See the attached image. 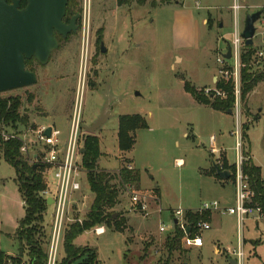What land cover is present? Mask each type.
Here are the masks:
<instances>
[{
    "label": "rangeland",
    "instance_id": "obj_1",
    "mask_svg": "<svg viewBox=\"0 0 264 264\" xmlns=\"http://www.w3.org/2000/svg\"><path fill=\"white\" fill-rule=\"evenodd\" d=\"M234 1L241 7L237 25L240 34L246 16L260 12L250 45L252 55L242 63V55L247 53L242 40L237 65L232 58L217 62L231 46ZM78 2V34L59 39L46 64L33 63L35 84L0 95L21 96L33 128L54 126L60 132L61 144L66 140L73 109L79 110L82 128L107 116L92 133L99 140L98 170L116 172L127 165L133 168L132 162L140 175L136 191L147 199L145 210H135L130 205V193L120 191L122 203L114 210L123 214L130 230L122 234L106 228L104 235L85 234L97 247L103 264H165L166 237L172 236L174 227L180 229L179 223L173 222L177 209L184 210L182 222L191 226L187 214L206 216L198 220L209 222L210 229L201 233V248L185 247L180 241L183 253L174 252L168 264H227L222 254L236 249V218L221 210L200 208L212 202L220 209L234 205L233 174L228 182L215 174L216 168L234 173L233 167H223L225 162L234 166L236 131L243 161L248 154L264 174V79L244 94L241 89L243 82L247 83L241 74L254 76L264 71V0H184L182 9L186 13L175 26L172 7H154L159 0H130L120 6L117 0H90L89 15L83 12V0ZM84 20L89 22L86 54L82 45L87 38L82 30ZM179 37L184 38L182 42ZM101 44L105 52H101ZM187 84L199 97L214 103L227 100L226 91L220 87L229 89L231 106L219 111L202 105L191 96ZM28 95L32 96L30 104L25 101ZM125 114L141 115L148 127L136 130L132 149L121 152L116 138L118 116ZM18 130L27 138L34 136L29 127ZM210 138L215 139L216 153L209 149ZM39 148L31 144L29 156ZM14 178V169L0 157L2 211L4 207L0 250L4 252L15 251L16 240L8 234L15 231L16 220L24 216ZM80 178L82 189L72 196L66 226L82 220L92 202L85 174ZM49 182L53 183L51 177ZM155 187L160 192L158 199L152 193ZM51 220L49 205L43 222L47 237ZM160 226L164 232L159 231ZM194 234L191 232V236ZM241 238L242 264H264V219L247 217L241 226ZM62 246L61 242L55 264H61L64 258Z\"/></svg>",
    "mask_w": 264,
    "mask_h": 264
},
{
    "label": "trees",
    "instance_id": "obj_2",
    "mask_svg": "<svg viewBox=\"0 0 264 264\" xmlns=\"http://www.w3.org/2000/svg\"><path fill=\"white\" fill-rule=\"evenodd\" d=\"M130 0H117V4L123 5ZM181 0H161L162 3L180 2ZM9 3L10 0H7ZM26 5V0H20V8ZM80 13L78 0H68L66 4L65 16L63 22H68L72 16ZM70 35V34H69ZM58 41L63 37L55 33ZM247 53L242 55V63L247 61L252 55L250 46H246ZM39 64L34 58L25 59V68L34 72L33 63ZM40 65V64H39ZM35 73V72H34ZM241 78L247 81L243 82V94L252 89L258 81L264 79V71L258 75L245 76ZM221 86V85H219ZM191 96L200 104L212 109L219 110L229 107L232 103L230 90L221 88L226 91L227 100L225 102H210L198 96L197 92L189 84L186 85ZM27 103L32 102V96L25 98ZM28 114L24 107V99L19 95H0V130L3 128L17 131L18 129L30 127ZM147 122L139 114H125L118 116L117 127V146L121 152H127L132 149L134 144L133 133L138 129L147 128ZM17 133H20L18 130ZM245 137V136H244ZM20 142L15 139L3 140L0 137V157L10 165L15 172L14 181L18 193L23 202L24 216L18 222V227L14 234L17 242V253L15 256H8L0 250V264H47L48 258V237L43 227L44 214L47 211L45 199L41 192L45 189V179L43 176L44 165L30 164L20 153ZM83 153L81 154V165L86 171V182L89 190L93 195L89 210L81 222L74 221L65 226L62 237V247L64 258L61 264H100L97 260L95 249L76 246L74 240L83 232L96 226L104 227L122 233L125 230V218L120 211L114 210L120 203V191L123 192L124 186L129 184L138 190L140 175L136 169H128L126 166L120 167L116 172H105L98 170V160L100 158L99 140L93 134H87L82 143ZM242 163V172L247 177L250 190L253 193L251 203L260 208L264 219V174H261V168L254 165L248 154ZM234 166L225 162L223 169H230ZM232 174L228 180L232 179ZM210 175V174H209ZM216 176V174H215ZM219 178L218 176H216ZM152 193L159 198V189L155 187ZM115 214V217H113ZM206 216H195L187 214L188 223L195 224L198 219ZM183 233L177 227H174L172 236H167L165 248L168 251L165 264H168L172 254L181 251V237ZM128 242V240H127ZM26 259V260H24Z\"/></svg>",
    "mask_w": 264,
    "mask_h": 264
},
{
    "label": "built area",
    "instance_id": "obj_3",
    "mask_svg": "<svg viewBox=\"0 0 264 264\" xmlns=\"http://www.w3.org/2000/svg\"><path fill=\"white\" fill-rule=\"evenodd\" d=\"M241 9L240 5L235 1L232 5V10L236 13ZM83 12L84 14L90 13V0H83ZM264 21V19H263ZM88 27L89 22L83 21V35H87V38L83 40V52H87L88 43ZM241 34L237 30V24L233 29V38L231 41V57L235 65H237V60L239 58V45L242 42ZM225 59L223 55L217 58V62L222 63ZM81 117L79 110L73 109L70 116L69 128L67 132V138L63 145L60 143L59 135L60 132L52 126H39L38 128H33V125L29 127V131L33 132L34 136L32 138H27L25 133H15L11 130L3 128L0 130V137L3 140L15 139L20 142V153L25 157V159L30 164H42L44 165L43 176L45 179V189L41 192V196L46 200L50 198L52 207V220L50 226V235L48 240V258L47 264H55L57 250L62 242L63 231L66 226L67 216L69 215V210L71 206V199L73 194L79 192L81 188L80 175L86 174L85 169L81 165V148L83 139L82 136H86L87 132L81 127ZM50 127V134L47 136L45 130ZM235 135V161H234V205L227 209H220L216 202L210 204H203L200 208L202 211L210 210H221L227 214L233 215L236 218L237 223V244L236 249H233L229 254H231V260L235 264H242L244 259V253L242 250V238H241V226L243 221L249 217H255L257 219L263 218L260 208L252 205L251 198L253 196L250 190L247 177L242 172L243 156L241 153V141L238 131L234 133ZM215 139L210 138V151L216 153L218 151ZM31 144H37L40 148L35 152L34 156H29V148ZM131 169L130 166H126ZM49 177L52 178V184L49 182ZM132 186L129 184L124 186V192L130 193V205L135 210H145L146 203L144 202L147 197L139 194V191L130 190ZM156 197V196H155ZM157 198V197H156ZM158 199V198H157ZM182 209H177L173 211V220H177L179 223L180 230L183 233L181 237V243L185 247L200 248L202 244L201 233L204 230L210 229V224L207 221L198 220L195 224L187 225L182 222ZM78 222L81 220L77 219ZM176 223V224H177ZM175 225V224H174ZM189 231L187 232V229ZM92 232L99 235L104 232L101 227L92 228ZM160 232H164L162 226L159 227ZM195 232L194 236H191V232ZM228 264H232L229 262Z\"/></svg>",
    "mask_w": 264,
    "mask_h": 264
},
{
    "label": "water",
    "instance_id": "obj_4",
    "mask_svg": "<svg viewBox=\"0 0 264 264\" xmlns=\"http://www.w3.org/2000/svg\"><path fill=\"white\" fill-rule=\"evenodd\" d=\"M68 0H26V5L20 8V0H0V93L31 86L36 83V74L25 68V59L34 58L40 65L48 62L50 54L59 44L55 33L65 38L77 29L73 16L68 24L63 22ZM260 18V12L248 14L244 21L241 38L244 45L253 44L255 22ZM101 52H105L100 45ZM231 57V48L227 46L223 58ZM230 110H228V113ZM105 115L99 117L89 126L84 127L88 134L95 132L106 120ZM50 127L45 130L49 136ZM83 153V148H81ZM229 172L216 168V176L226 180ZM51 204L50 198L45 200ZM115 217V214H113ZM174 224L177 220H173ZM189 228L187 229V232ZM232 264H235L231 260Z\"/></svg>",
    "mask_w": 264,
    "mask_h": 264
},
{
    "label": "crops",
    "instance_id": "obj_5",
    "mask_svg": "<svg viewBox=\"0 0 264 264\" xmlns=\"http://www.w3.org/2000/svg\"><path fill=\"white\" fill-rule=\"evenodd\" d=\"M199 2L198 1H196L195 2V5H196V7L197 8H199L198 6H199V4H198ZM183 5H184V0H181L180 2H169V3H162L161 2V0H159V2H158V4H156L154 7H159V6H169V7H172V12L174 13V19H173V24H174V26H175V24H180L181 23V20H182V18L184 17V13H186L185 11H184V9H182L183 8ZM153 7V8H154ZM240 10V9H239ZM238 10V11H239ZM238 11L235 13L234 11H233V14H232V19H233V22H236L237 23V25H238ZM177 15H178V18H177ZM185 15H187V16H190V18H189V20H190V22H191V20H192V17H191V14H185ZM185 22V21H184ZM203 23H205L206 25H207V19H204L203 18V21H202ZM221 26H222V22H221ZM254 26H255V24H254ZM256 28V27H255ZM180 38V41L182 42L183 40L182 39H184L183 37H179ZM183 44V45H182ZM182 44H180L181 46H184V45H186L185 43H182ZM33 125V124H32ZM52 127H54V126H52ZM55 128V127H54ZM67 138V137H66ZM60 143H61V141H60ZM61 145H63V144H61ZM227 159V158H226ZM228 162V161H227ZM229 164H231L230 162H228ZM131 165H132V167H133V169H135V167L133 166V164H132V162H131ZM257 166V165H256ZM220 179V178H219ZM220 180H222L223 182H228V181H230V180H228V179H226V180H223V179H220ZM159 197H160V192H159V195H158ZM21 198V197H20ZM22 201V200H21ZM122 202H121V199H120V203L118 204V205H116V206H119L120 204H121ZM21 204L23 205V202H21ZM3 215H4V207H3V211L1 210V208H0V233H4L3 232V230L1 229L2 228V224L4 223V218H3ZM122 216H123V214H122ZM124 217V216H123ZM210 217V221H211V218H212V213H211V215L209 216ZM20 220H16V223H17V226L15 227V231L13 232V233H9L8 234V236L10 237V238H12L13 236H14V234H15V232H16V229H17V227H18V222H19ZM127 223H125V230L122 232V234H124L127 230H130V228H131V226L128 224V221H126ZM50 226H51V222H50ZM96 227H101V228H103V230H104V232L103 233H101V234H99V235H96V236H100V235H104L105 233H106V227H104L103 225H100V226H96ZM50 229V228H49ZM90 232H92V231H85V232H83L81 235H79L75 240H74V243H75V245L76 246H81V245H89V247H91V248H93V249H95V251H96V254H97V260L99 261V263L100 264H103V262H101L100 261V259L98 258V253H97V247H95L94 245H92L91 243H90V241H88V239H87V237H85V234H88V233H90ZM49 235H50V232H49V234H48V238H49ZM84 235V236H83ZM83 236V237H82ZM125 239H126V245L128 244V242H127V238H126V236H125ZM49 240V239H48ZM252 244H253V242H251ZM242 244H243V239H242ZM128 246V245H127ZM202 247V246H201ZM200 247V248H201ZM130 248V247H129ZM127 249H128V247H127ZM224 250V249H223ZM215 251H216V246L214 247V253H215ZM4 252V251H3ZM6 255H8V256H15L16 255V253H17V242H16V249H15V251H13V252H4ZM223 256H224V258H225V260H226V262H227V264L229 263V262H231V254H222ZM24 260H26V259H24Z\"/></svg>",
    "mask_w": 264,
    "mask_h": 264
},
{
    "label": "flooded vegetation",
    "instance_id": "obj_6",
    "mask_svg": "<svg viewBox=\"0 0 264 264\" xmlns=\"http://www.w3.org/2000/svg\"><path fill=\"white\" fill-rule=\"evenodd\" d=\"M74 16H77V18H76V20H75V25H76V27H77V29H76V31L74 32L75 34H78V32L80 31V23H81V15H80V13H77V14H75ZM73 17V16H72ZM71 17V18H72ZM71 20V19H70ZM70 20L68 21V22H65L66 24H68L69 22H70ZM74 33H69V34H74ZM68 34V35H69ZM67 35V36H68Z\"/></svg>",
    "mask_w": 264,
    "mask_h": 264
}]
</instances>
